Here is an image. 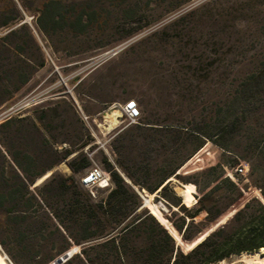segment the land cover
Instances as JSON below:
<instances>
[{"label": "rangeland", "instance_id": "374dc122", "mask_svg": "<svg viewBox=\"0 0 264 264\" xmlns=\"http://www.w3.org/2000/svg\"><path fill=\"white\" fill-rule=\"evenodd\" d=\"M45 1L12 0L21 20L0 28V193L18 183L14 159L22 164L32 160L27 176L38 175L29 186L34 193L52 174L58 179L69 176L66 162L71 156L65 161L60 158L66 150L75 151L84 144L82 152L90 157L91 166L98 165L108 175L101 158L112 160L114 137L135 125H128L122 115L111 129L102 117L95 122L85 119L100 101L109 102L103 106L107 111L113 106L120 110L126 101L135 100L141 113L137 124L191 127L193 118L210 122L226 112V100L264 71V0H55L57 23L43 21L46 33L37 23ZM9 10L8 1L0 0V11L8 14ZM12 30L14 34L7 36ZM257 90L246 113L255 125L243 127L239 138L249 136L254 126L264 129V81ZM9 119L11 123L3 126ZM223 159L221 150L206 142L180 174L200 171ZM241 165L246 163L226 174ZM46 172L50 175L35 185ZM85 172L76 177L78 187L103 197L110 187L89 190L79 184ZM236 174L244 178L242 185L248 184L247 172ZM252 198L264 201L258 189L249 185L219 220ZM51 202L60 213L64 210L61 198ZM184 203L190 205L188 196ZM151 204L170 226L162 203ZM11 208L10 217L16 218L6 221L5 211ZM46 214V209L32 208L26 199L0 208V240L6 241L8 250L15 248L13 259L1 246L0 253L11 264L47 261L66 246L78 251ZM65 224L75 237V225L69 219ZM177 242L186 252L195 241L183 243L178 238ZM17 244L26 251L18 253ZM249 258L243 254L220 264H244L239 261Z\"/></svg>", "mask_w": 264, "mask_h": 264}, {"label": "trees", "instance_id": "16d2710c", "mask_svg": "<svg viewBox=\"0 0 264 264\" xmlns=\"http://www.w3.org/2000/svg\"><path fill=\"white\" fill-rule=\"evenodd\" d=\"M7 1L10 10L8 14L0 11V28H10L21 20L12 0ZM58 5L55 0L42 3L37 20L42 32L46 33L43 21L45 25L57 23ZM77 23L83 27L80 19ZM257 75L249 78V84L239 86L235 96L226 100V112L210 122L193 118L191 127L141 122L118 132L110 145L113 159L101 158L110 182L103 197L77 185L76 177L91 167L90 157L82 152L84 144L75 151L66 150L60 158L65 161L71 156L66 162L69 176L58 179L52 174L34 193L29 186L38 175L27 176L32 160L22 164L14 159L18 183L14 189L0 193V208L7 202L15 206L26 199L30 207L46 209L48 218L55 220L78 248L63 264H72L74 259L75 264H219L235 256L264 251V201L252 198L219 220L241 200L249 185L257 188L264 200V129L254 126L245 139L238 135L243 127L255 125L246 113L264 81V71ZM10 123L11 119L3 126ZM206 142L218 147L225 159L200 171L180 174ZM241 162L248 167L246 185L241 184L244 178L236 172H231L235 180L226 174ZM142 196L148 200L150 210L143 205ZM187 196L190 205L184 203ZM55 198L64 203L61 213L51 202ZM151 202L162 203L166 211L162 214L172 228L165 225ZM12 210L5 211L6 221L16 218L10 217ZM26 214L22 213L24 217ZM64 219L75 225V237ZM6 235L11 236L9 232ZM178 238L183 243L195 242L185 252ZM17 245L18 253L26 251V247ZM0 246L14 258L15 248L8 250L4 240H0ZM68 249L66 246L47 261L34 260L36 264L52 263ZM3 256L0 253V264H8Z\"/></svg>", "mask_w": 264, "mask_h": 264}, {"label": "built area", "instance_id": "2783aa9c", "mask_svg": "<svg viewBox=\"0 0 264 264\" xmlns=\"http://www.w3.org/2000/svg\"><path fill=\"white\" fill-rule=\"evenodd\" d=\"M120 110L121 115L128 125L137 124L141 113L135 100L131 99L126 101ZM235 172L245 174L247 172V165H241L239 168L235 169ZM227 175L232 178V175L230 173H228ZM79 184L83 188L89 190L94 187H98L100 189H106L110 187L108 175L96 164H93L79 179Z\"/></svg>", "mask_w": 264, "mask_h": 264}, {"label": "bare ground", "instance_id": "6f19581e", "mask_svg": "<svg viewBox=\"0 0 264 264\" xmlns=\"http://www.w3.org/2000/svg\"><path fill=\"white\" fill-rule=\"evenodd\" d=\"M120 116H121V111L119 110L118 106H113L112 108H109L107 111L104 112V118L106 119V125H108L109 129H111L112 127L117 125L118 118ZM106 129L108 130V128H106ZM49 175H50V172H47L42 177L38 178L36 180V184L35 185H37L40 182H42ZM147 201L148 200L146 199V202ZM73 250H75V249H73ZM71 253H72V251L69 252V254H71ZM248 256L251 257V259L249 258L250 260L246 259L247 261H239V262H243L244 264H264V251H259V252L255 253V254H250ZM58 263H59V258L54 262V264H58Z\"/></svg>", "mask_w": 264, "mask_h": 264}, {"label": "crops", "instance_id": "0c3cea01", "mask_svg": "<svg viewBox=\"0 0 264 264\" xmlns=\"http://www.w3.org/2000/svg\"><path fill=\"white\" fill-rule=\"evenodd\" d=\"M108 103H109L108 101H100L98 103L99 104V108L98 107H93L94 111H91V112L87 113L86 115H84L85 119H90V120H92V122H95V120H97L100 117L104 118V112L105 111H104L103 106H105Z\"/></svg>", "mask_w": 264, "mask_h": 264}, {"label": "water", "instance_id": "95a60500", "mask_svg": "<svg viewBox=\"0 0 264 264\" xmlns=\"http://www.w3.org/2000/svg\"><path fill=\"white\" fill-rule=\"evenodd\" d=\"M125 182L128 183V184H130L129 180H127V179H125ZM142 199H143V202H144L143 205L146 206V207H148V206H147V202H146V198L142 196ZM233 213H234V212H233ZM215 227H216V226H215ZM76 252H77L76 249H75V250H72V253H71V254H69L68 251L65 252L64 254H62L61 256L58 257V258H59V263H58V264H63V263H65V262L68 261V260L73 256V254L76 253ZM2 254H3V253H2ZM4 257L6 258L8 264H11V263L9 262V260L7 259L6 255H4Z\"/></svg>", "mask_w": 264, "mask_h": 264}]
</instances>
